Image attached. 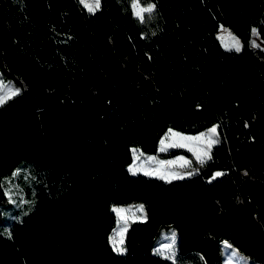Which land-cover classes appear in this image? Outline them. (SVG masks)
Returning a JSON list of instances; mask_svg holds the SVG:
<instances>
[{
  "label": "trees",
  "instance_id": "1",
  "mask_svg": "<svg viewBox=\"0 0 264 264\" xmlns=\"http://www.w3.org/2000/svg\"><path fill=\"white\" fill-rule=\"evenodd\" d=\"M174 1L202 41L196 59L215 62L179 89L138 52L163 30L156 6L141 19L133 0H100L94 12L81 0H0V73L19 87L0 104V216L7 219L0 264H49L50 244L66 262L53 230L79 182L96 196L90 264H223L222 221L235 208L264 233V51L250 46L253 27L264 40V0ZM221 25L242 42L239 54L221 45ZM122 103L138 105L155 122L119 129L96 167L65 152L46 122L55 110L104 126ZM216 122L221 142L203 164L192 160L196 172L177 181L130 174L134 149L164 158L190 154L159 150L167 129L195 133ZM216 170L223 175L212 179ZM118 204L142 205L144 213L129 222L120 251L111 242ZM169 227L178 233L173 259L155 250Z\"/></svg>",
  "mask_w": 264,
  "mask_h": 264
},
{
  "label": "rangeland",
  "instance_id": "2",
  "mask_svg": "<svg viewBox=\"0 0 264 264\" xmlns=\"http://www.w3.org/2000/svg\"><path fill=\"white\" fill-rule=\"evenodd\" d=\"M82 4L85 6L84 3ZM149 6L159 8L164 22L163 30L154 36V43L152 45H143L138 49L139 55L156 68L171 88L179 89L190 85L205 71L210 69L215 62L211 59H196L201 55L199 46L202 44V41L197 36L192 35L185 27V9L180 4L174 0H151V4L148 6H142L138 3L139 8L146 9ZM135 11L136 9H134ZM224 28L228 29L227 27ZM253 28L257 30L256 27ZM220 34L221 27L217 32V36ZM252 40H255L259 48L264 51V40L260 35L253 36L251 31L250 41ZM0 83L5 86L0 90V95H4L5 99L12 96V93L16 94L19 92L16 91L19 90V87L11 79L2 77L1 73ZM122 104L127 105L125 114L117 116L112 112L104 126H89L55 110L47 112L46 122L53 139L62 149L76 161L89 162L90 164H86L89 166L93 165L92 163H95L99 156L101 157L107 141L119 129L153 124L154 121L150 120V115L138 105ZM55 121L56 124H54ZM213 126H217L218 136H213L212 138L218 140L215 143L218 144L221 142V136L218 131L217 122L195 133L173 128L167 129L159 139V150L162 146L160 142L164 140L165 145H183L182 148L187 149L190 154L180 153L164 158L158 157L155 154L138 152L134 149L135 152L133 150L132 160L128 165L130 174L134 175L130 171V168L139 169L135 174L141 173L159 178L162 176L172 177L173 175L184 178L189 176L188 173L196 172V169L190 166V163L193 159H197V155L204 157V154L209 152L207 145L208 131ZM172 133H178L179 135L173 136ZM201 133H205V136L200 140L184 139V137H199ZM170 148L174 147H167V149ZM148 157H153L154 159L149 160ZM185 160L190 163L185 164ZM169 161L173 163H168ZM216 172L221 171L216 170L214 174ZM177 180L180 179L170 178L166 181ZM137 206L139 204H118L114 206V208L125 210L131 209V211L123 212L120 217L115 212L117 221L111 233V242L116 250L117 248L120 250L122 248V242L129 222L144 217L143 210H137ZM95 207L96 196L93 189L79 182L69 201L61 206L59 220L53 230V235L64 251L67 260L64 262L60 258L56 247L50 244L46 250L47 263L79 264L77 262V258L79 257L83 264H90L88 241L93 228ZM81 222L83 226L79 230ZM252 222V217L243 214L239 208L230 210L227 213L222 221V227L225 231V239L221 243L223 264H254L256 262H264V233L259 227L252 226ZM6 223L7 219L4 216H0V227L3 228ZM121 230H123L122 242H120L121 237L118 235ZM114 238L116 242H114ZM79 239H82L81 245H79ZM177 243L178 233L175 228L169 227L161 230L155 244V250L158 252L157 250L159 249L161 250L159 253L173 259L176 255ZM165 245H170V247L164 248Z\"/></svg>",
  "mask_w": 264,
  "mask_h": 264
},
{
  "label": "snow or ice",
  "instance_id": "3",
  "mask_svg": "<svg viewBox=\"0 0 264 264\" xmlns=\"http://www.w3.org/2000/svg\"><path fill=\"white\" fill-rule=\"evenodd\" d=\"M81 3H84L85 6L88 8L89 12H94L96 9H98L99 7V0H81ZM133 7L134 9H136L135 11V15L137 17H140L141 19L142 16H141V13L142 12H151L153 7L154 6H149L148 8L146 9H143V8H139L138 7V0H133ZM252 35L253 36H258L259 33L257 32V30L255 28L252 29ZM220 42H221V45L226 49V51H232V50H235V51H239L240 48H239V40H238V37L234 36L228 29L224 28L223 25H221V34L217 37ZM253 45L256 46V47H259V45L256 43L255 40L252 41ZM5 86L0 83V90H2ZM17 92L19 90H16ZM13 95L15 93H12ZM5 96L4 95H0V104H3L4 101H5ZM173 136H176V135H179L178 133H172ZM205 136V133H201L199 137H184V139H195V140H200L202 139L203 137ZM213 136H218V133H217V126H213L211 129H209L208 131V140H207V145H208V149H209V152H206L204 154V157H201L200 155H197V160L200 161V163H204V160L205 158L207 159H210L211 156H210V149L212 147L213 144L217 143L218 140L216 139H213L212 137ZM161 148H160V151H166L167 150V147H182L183 145H178V144H170V145H165V141L164 140H161ZM135 152V150H134ZM137 159H139V157H137ZM149 160H152L154 159L153 157H148ZM161 163H164V162H161ZM168 163H173L172 161H169ZM185 164H189L190 162L185 160L184 161ZM139 169L137 168H130V171L133 172V174H135ZM192 173H188V175H191ZM221 175H223V173L221 172H216L213 176L212 179H215L217 177H220ZM161 178L163 179H182L183 177H180V176H176V175H173L172 177H168V176H162ZM118 217L121 216V214L125 211H131V209H128V210H125V209H122V208H114L113 209ZM137 210L139 211H142L143 210V206L142 205H139L137 206ZM118 235L121 237V241L122 242V238H123V230L119 231ZM114 242L115 241V238H114ZM170 245H165L164 248H169ZM117 251H120L119 248H117ZM158 252L161 251V250H157Z\"/></svg>",
  "mask_w": 264,
  "mask_h": 264
},
{
  "label": "crops",
  "instance_id": "4",
  "mask_svg": "<svg viewBox=\"0 0 264 264\" xmlns=\"http://www.w3.org/2000/svg\"><path fill=\"white\" fill-rule=\"evenodd\" d=\"M125 108H127V105H124V104H118V105H116L115 107H114V109H113V112H114V114L115 115H117V116H120V115H123V114H125ZM150 115V114H149ZM148 115V116H149ZM150 117V120H153L154 122H155V120H154V117L152 116V115H150L149 116ZM154 122H153V124H154ZM138 124V123H137ZM117 133V132H116ZM99 159H100V156L98 157V160L95 162V163H92L93 165H89V166H93V167H96L97 166V164H98V162H99ZM83 163H85V164H90L89 162H85V161H82Z\"/></svg>",
  "mask_w": 264,
  "mask_h": 264
},
{
  "label": "clouds",
  "instance_id": "5",
  "mask_svg": "<svg viewBox=\"0 0 264 264\" xmlns=\"http://www.w3.org/2000/svg\"><path fill=\"white\" fill-rule=\"evenodd\" d=\"M238 40H239V38H238ZM252 41H253V40H252ZM252 41H250V46H251L253 49L257 48L256 46L253 45ZM239 48H240L239 51H235L237 54H239V53L242 51V48H243L242 42H241L240 40H239ZM224 49H225V48H224ZM225 50H226V49H225Z\"/></svg>",
  "mask_w": 264,
  "mask_h": 264
}]
</instances>
